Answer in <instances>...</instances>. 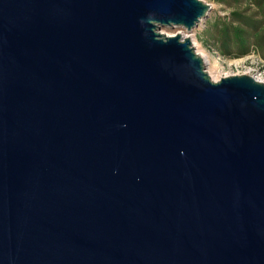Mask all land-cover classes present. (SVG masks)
I'll return each instance as SVG.
<instances>
[{
    "label": "water",
    "instance_id": "1",
    "mask_svg": "<svg viewBox=\"0 0 264 264\" xmlns=\"http://www.w3.org/2000/svg\"><path fill=\"white\" fill-rule=\"evenodd\" d=\"M200 0H0V264H264V83L212 81Z\"/></svg>",
    "mask_w": 264,
    "mask_h": 264
},
{
    "label": "trees",
    "instance_id": "2",
    "mask_svg": "<svg viewBox=\"0 0 264 264\" xmlns=\"http://www.w3.org/2000/svg\"><path fill=\"white\" fill-rule=\"evenodd\" d=\"M217 1L234 8L224 18H213L203 30L215 43V52L221 57L255 54L264 58V0Z\"/></svg>",
    "mask_w": 264,
    "mask_h": 264
},
{
    "label": "rangeland",
    "instance_id": "3",
    "mask_svg": "<svg viewBox=\"0 0 264 264\" xmlns=\"http://www.w3.org/2000/svg\"><path fill=\"white\" fill-rule=\"evenodd\" d=\"M210 8L206 17L202 19L197 27L187 34L182 28L178 27H160L159 33L166 36L180 35L187 36L193 51L205 59L204 69L212 81L225 76L247 75L255 77L259 71L264 68V58L260 55H249L242 58L221 57L215 52V43L203 30L208 28L213 18H224L232 11L234 7H228L226 3L221 4L217 0H200ZM228 3V0H225ZM213 42V43H212Z\"/></svg>",
    "mask_w": 264,
    "mask_h": 264
},
{
    "label": "built area",
    "instance_id": "4",
    "mask_svg": "<svg viewBox=\"0 0 264 264\" xmlns=\"http://www.w3.org/2000/svg\"><path fill=\"white\" fill-rule=\"evenodd\" d=\"M256 81L264 83V68L263 70L259 71L257 74H255V77H253Z\"/></svg>",
    "mask_w": 264,
    "mask_h": 264
},
{
    "label": "bare ground",
    "instance_id": "5",
    "mask_svg": "<svg viewBox=\"0 0 264 264\" xmlns=\"http://www.w3.org/2000/svg\"><path fill=\"white\" fill-rule=\"evenodd\" d=\"M182 37H184V36H182ZM185 37H187V36H185ZM188 38V37H187ZM202 58V57H201ZM205 59H203V61H204Z\"/></svg>",
    "mask_w": 264,
    "mask_h": 264
}]
</instances>
